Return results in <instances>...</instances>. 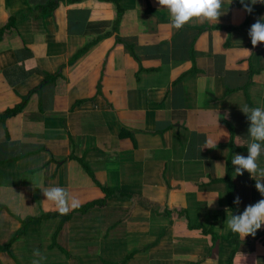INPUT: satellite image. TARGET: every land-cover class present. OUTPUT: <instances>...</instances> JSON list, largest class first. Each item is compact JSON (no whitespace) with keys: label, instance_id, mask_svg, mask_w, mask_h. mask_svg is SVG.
Masks as SVG:
<instances>
[{"label":"crops","instance_id":"0c3cea01","mask_svg":"<svg viewBox=\"0 0 264 264\" xmlns=\"http://www.w3.org/2000/svg\"><path fill=\"white\" fill-rule=\"evenodd\" d=\"M121 4L117 24L108 0H0V114L39 90L0 122V264H264V225L224 224L264 198L231 163L248 155L241 106L264 107V42L248 34L264 4L248 19L225 0L219 22L180 29L158 0ZM40 174L79 207L119 193L61 215Z\"/></svg>","mask_w":264,"mask_h":264},{"label":"clouds","instance_id":"9594fccd","mask_svg":"<svg viewBox=\"0 0 264 264\" xmlns=\"http://www.w3.org/2000/svg\"><path fill=\"white\" fill-rule=\"evenodd\" d=\"M227 2L231 5L232 0H227ZM224 3L225 0H158L161 8L168 10L170 21L177 29L182 28L193 18L219 22L222 15L221 8ZM240 3L246 12L251 13L253 11L251 5L264 4V0H251L250 4L246 0H240ZM248 34L254 47L264 42V16L257 18L256 22L251 25ZM241 110L250 121L248 128L249 142L246 145L248 155L234 154L231 163L234 166L236 175H243L245 170L251 174L256 181V189L264 197V167H261L258 163L260 156L264 153V107L245 105L241 106ZM208 144L210 145L208 148H215L212 146V141H208ZM33 183L34 187L38 186L43 192L46 197L44 201L53 204L55 210L61 215H67L70 211L79 207V201L68 189L59 186L44 187L43 174H40L38 183L36 179L33 180ZM240 202V197L237 196L234 203L239 205ZM211 205L212 203L209 206ZM228 210L226 209L228 215L224 222L226 229L238 234L241 238L248 235L255 236L257 230L264 225V198L254 204L247 205L241 214H229ZM33 255L43 259L38 249L34 251ZM32 264H40V261L34 259Z\"/></svg>","mask_w":264,"mask_h":264},{"label":"trees","instance_id":"16d2710c","mask_svg":"<svg viewBox=\"0 0 264 264\" xmlns=\"http://www.w3.org/2000/svg\"><path fill=\"white\" fill-rule=\"evenodd\" d=\"M71 4H80V3H82V2H84V0H68ZM109 2H111V3H113L114 5H115V7H116V12H117V16H116V23L118 24V23H121L122 22V19H123V16H124V14L126 13V9H125V7L121 4V0H108ZM48 6V5H47ZM51 7L52 6H48V7H46V6H43V7H40L42 10H45V11H48V10H51ZM20 15H22L21 13H20ZM253 15V13L251 12V13H248V19H250V17ZM16 21H17V17L15 16V17H13L12 19H11V21H10V26H13L15 23H16ZM12 29H1L0 30V35H5L8 31H11ZM1 38V37H0ZM27 48V47H26ZM131 50H132V52H133V54L134 55H136V53H135V50H133L132 48H131ZM50 80H53V77H50L49 75H47V78H46V80L43 82V84H45L46 82H49ZM39 90H37V89H35V90H33V91H31L27 96H25L24 97V99H23V101L20 103V104H18V105H16L15 107H13V108H9V109H7L4 113H2V114H0V122H6L8 119H10V118H12V117H15V116H17L18 114H20L23 110H24V108L26 107V105H27V103L29 102V100H30V98H31V96L34 94V93H36V92H38ZM81 162L82 163H85V161L84 160H81ZM88 168V170L90 171L89 173H90V175L93 177V178H95L94 180H96V182H97V184H99V185H101L98 181H97V179H96V177H94L93 176V173L91 172V170H90V168L89 167H87ZM102 187V186H101ZM103 188V190H104V192L107 194V196H106V198L105 199H103V200H97V201H94V202H90V203H88V204H85V205H82L81 207H77V211L78 212H85V211H88V210H90L92 207H94V206H97V205H105L107 202H108V199L110 198V197H112V196H114V195H116V194H118L119 193V191H117V190H112V189H110V188H108V187H102ZM121 193V192H120ZM24 231V228L21 230V231H18L15 235H14V237L11 239V241L9 242V244L7 245V249H9V247H10V245H11V243L15 240V239H17V237L22 233ZM231 234H236V233H231ZM54 244H57V236H56V234L54 235ZM5 248V249H6Z\"/></svg>","mask_w":264,"mask_h":264}]
</instances>
